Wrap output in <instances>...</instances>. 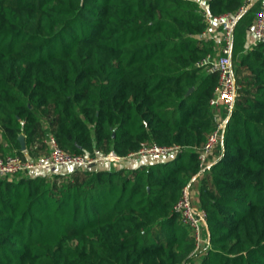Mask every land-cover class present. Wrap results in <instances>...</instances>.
<instances>
[{
    "label": "trees",
    "instance_id": "16d2710c",
    "mask_svg": "<svg viewBox=\"0 0 264 264\" xmlns=\"http://www.w3.org/2000/svg\"><path fill=\"white\" fill-rule=\"evenodd\" d=\"M248 3L0 0V153L25 157L21 133L30 156L49 135L73 153L180 148L134 168L0 178V264H185L197 248L176 210L187 187L207 213L200 264H264V42L247 47L262 0L236 23L238 96L197 176L226 117L210 104L218 75L197 66L218 46L204 11Z\"/></svg>",
    "mask_w": 264,
    "mask_h": 264
},
{
    "label": "built area",
    "instance_id": "2783aa9c",
    "mask_svg": "<svg viewBox=\"0 0 264 264\" xmlns=\"http://www.w3.org/2000/svg\"><path fill=\"white\" fill-rule=\"evenodd\" d=\"M206 0H202L205 4ZM243 10L237 13H227L219 16H211L205 9L204 15L209 29L203 33L207 39H215V33H220V44L215 48V54H209L197 63V66H205L208 73L218 75V86L210 100L211 106L217 111L224 107L226 117L216 114V129L209 136L207 142L198 150L201 176L210 170L215 163L209 160L217 145L223 147V135L226 121L232 112L238 96L239 85L233 66L234 32L236 23ZM255 42H264V11L260 12L251 29ZM46 150L41 157L20 156L0 153V178L14 176L19 173L51 175L59 168L83 170L97 168L104 164L108 170L121 168V164L128 158L152 157L164 159L174 155L180 148L178 146L160 145L157 143H142L137 152L128 156H120L114 150L104 152L96 149L93 153H73L65 150L59 144L54 135H49L45 140ZM183 223L189 226L195 234L197 247L199 244H208L203 237L204 227L207 223V213L203 209H196L192 202L190 188L184 190L182 198L176 205Z\"/></svg>",
    "mask_w": 264,
    "mask_h": 264
},
{
    "label": "crops",
    "instance_id": "0c3cea01",
    "mask_svg": "<svg viewBox=\"0 0 264 264\" xmlns=\"http://www.w3.org/2000/svg\"><path fill=\"white\" fill-rule=\"evenodd\" d=\"M262 2H263V6H264V0H262ZM215 41H216V43L219 46V44H220V33H215ZM255 43L256 42L254 40L252 32L250 31L248 36H247V47L250 48ZM218 46H216V47H218ZM45 139L43 141H45ZM38 146H40V145L33 146V149L36 150V151H34V153L31 155V157H41L45 153V147L44 148L43 147L39 148ZM24 153H25V156H30L28 150H26V152H24ZM155 161H157V159L152 158L150 156H148V157L137 156V157H134V158H128V159L124 160L122 162V164H121V168H123V167L124 168L125 167L126 168H134V167H137L139 165L148 164V163H152V162H155ZM97 169L108 170L103 163L99 164L97 166ZM57 171H58V173H66V172L70 171V168H63L62 167V168L57 169ZM196 194H197V190L195 188V185H193L192 186V196H193L194 200H196L195 199L196 198Z\"/></svg>",
    "mask_w": 264,
    "mask_h": 264
},
{
    "label": "rangeland",
    "instance_id": "374dc122",
    "mask_svg": "<svg viewBox=\"0 0 264 264\" xmlns=\"http://www.w3.org/2000/svg\"><path fill=\"white\" fill-rule=\"evenodd\" d=\"M40 129L43 128L44 130L48 131V124L47 122L44 121V119H42L41 123H40ZM39 128V126H38ZM23 175V174H21ZM13 179L19 177V176H11ZM206 234H203V237L205 238ZM205 245L206 244H199L198 247L192 252L191 257L187 260V262H185V264H200L201 262V258L204 256L205 254Z\"/></svg>",
    "mask_w": 264,
    "mask_h": 264
},
{
    "label": "water",
    "instance_id": "95a60500",
    "mask_svg": "<svg viewBox=\"0 0 264 264\" xmlns=\"http://www.w3.org/2000/svg\"><path fill=\"white\" fill-rule=\"evenodd\" d=\"M258 0H249V3L247 4V6L243 9L242 13L248 11ZM241 13V14H242ZM193 91V88H191L187 95H189L191 92ZM19 141H20V144H21V151L22 152H26L27 150V145H26V137H25V134L24 133H21L19 135Z\"/></svg>",
    "mask_w": 264,
    "mask_h": 264
}]
</instances>
